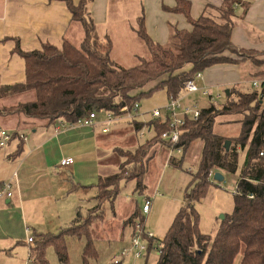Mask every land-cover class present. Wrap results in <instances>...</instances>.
I'll use <instances>...</instances> for the list:
<instances>
[{
    "label": "trees",
    "instance_id": "16d2710c",
    "mask_svg": "<svg viewBox=\"0 0 264 264\" xmlns=\"http://www.w3.org/2000/svg\"><path fill=\"white\" fill-rule=\"evenodd\" d=\"M92 1L75 3L65 0L72 20L80 22L83 28L79 45L64 39L61 47L46 42L39 49L23 51L17 42L13 51L25 61V80L1 85L0 97L26 92H34L35 97L16 106L0 108V117L20 113L51 126L58 125L63 119L77 123L91 111H107L117 116L123 104L132 106L139 102L140 96L157 88H165L168 99L177 96L184 89L185 81L219 64L247 61L254 68L249 74L251 79H264V51L238 48L232 40L236 5L242 0H224L220 7L207 5L198 18L191 15L190 0H177L173 7L163 6L167 11L183 14L191 24V29L171 27L172 42L178 47L177 52L172 46L153 40L146 29L145 15L140 14L134 31L146 43L151 58L143 59L130 68H117L111 59V37L97 35L96 24L89 11ZM157 80L159 82L153 88L143 90L148 83ZM234 92L236 96L232 97ZM259 93L260 90L240 92L233 87L221 106L210 103L202 108L197 120L188 119L181 127L179 145L184 151L194 140L203 141L199 169L162 239L146 236L143 208L142 211L137 209L127 220L134 227L133 234L137 232V220L141 221V235L147 242L146 252L139 258H143V264H149L151 252L157 254L155 264H264V101ZM232 113L243 114L240 136L227 138L215 133L216 118ZM131 122L138 131L141 126L151 125L155 130L154 136L134 150L125 149L119 151V155L115 153L118 156L114 157L116 160L120 159L119 156L125 159H120L118 171L99 177L96 205L86 214L79 210L76 218L57 232H36L39 240L31 248L26 264H51L48 258L51 247L58 261L66 264L69 260L68 237L85 239L83 264H91L90 259L99 256L92 226L106 217L107 208L114 212L123 183L135 180L136 190L144 188L143 176L151 145L162 140V132L170 129L168 122L158 118H153L149 124L136 120ZM9 133L8 143L18 139L16 150L11 155L17 158L23 152L25 136L18 128ZM229 139L232 140L230 148L226 149ZM242 151H245V156L239 165ZM183 160L175 157L171 163L182 167ZM212 170L240 171L234 209L221 220L214 235L200 230V215L196 208V203L208 192Z\"/></svg>",
    "mask_w": 264,
    "mask_h": 264
},
{
    "label": "crops",
    "instance_id": "0c3cea01",
    "mask_svg": "<svg viewBox=\"0 0 264 264\" xmlns=\"http://www.w3.org/2000/svg\"><path fill=\"white\" fill-rule=\"evenodd\" d=\"M114 1L91 2L89 11L95 21L96 30L99 27H106L104 30L107 32L117 31L119 24L125 22L134 31L137 19L142 13L145 15L146 29L150 36L164 45H169L173 41L171 27L191 29V24L183 14L163 8L173 7L177 0L125 1L126 6L131 5L127 15L130 18L122 17L118 13L119 10H116L121 6V0ZM190 1L191 15L194 18H198L207 5L220 7L224 2V0ZM235 13L233 43L238 48L264 51V0H242L236 5ZM115 18L121 20L116 21ZM113 20L115 23L112 24ZM82 36V25L72 20L65 0H0V86L25 80V61L13 51L17 42L23 51H31L41 48L46 42L61 47L64 39L79 45ZM246 65L247 61L215 65L203 72L204 76L198 83L200 87H207L210 90L219 91L234 87L236 91L244 92L247 82L251 80L247 75H241L246 71ZM192 95L186 102L190 103L196 99L192 98ZM140 112L141 115L136 121L146 122L147 114L141 104ZM99 119L101 121L104 117ZM35 122L39 121L35 119ZM38 125L41 128L34 129L31 137L21 133L25 138L24 149L19 157H11L12 152L16 150L18 139L8 143L10 150H4L0 157V181L12 180L13 193L11 198L0 199V264H26L31 248L39 240L36 232H57L61 227L69 225L79 210L86 214L96 205L99 177L119 170L121 160L114 158L115 150L120 147L134 150L152 138L144 142L135 138L129 131L132 129L131 122L114 123L111 131L103 134L99 132V126L61 128L58 125L48 126L43 121ZM102 125L100 124L101 128ZM140 134L143 135L140 138L145 137V133ZM113 141L114 143L122 141L125 146H114ZM151 146L156 150H149L146 172L151 161L153 162L162 150L163 155L165 152L161 164L157 160L159 179L152 193L147 189L148 180L146 183L144 180V189L141 190H136V181L130 180L134 181L135 185L132 183L127 193L119 192L118 196L122 198L123 208L127 209V214L120 231L112 238L117 244L118 251L130 245L134 227L127 223V220L137 209L142 211L146 201H150V208L148 212L142 213L149 218L156 217V220L150 224L146 222L150 227L143 223L145 232H152L156 239H162L158 234L169 229L163 228L167 225L164 218L174 219L191 181V176L182 171L184 165L175 168L168 159L179 158L178 156L182 155L185 161L197 163L202 158L203 141L200 139L191 142L186 151L178 155L172 154L173 157H169L170 148L165 141L158 140ZM103 149L106 155L102 154ZM65 158H72L73 163L62 167L60 163ZM212 177L214 178V174ZM133 196H138L136 201ZM167 206L169 211L165 214ZM112 213H117L116 208ZM104 219L98 222H103ZM29 237H33L32 243L28 241ZM141 237L143 238L142 235Z\"/></svg>",
    "mask_w": 264,
    "mask_h": 264
},
{
    "label": "rangeland",
    "instance_id": "374dc122",
    "mask_svg": "<svg viewBox=\"0 0 264 264\" xmlns=\"http://www.w3.org/2000/svg\"><path fill=\"white\" fill-rule=\"evenodd\" d=\"M125 1L131 2V0H121L120 2L121 6L119 8H116V10L118 9L119 10L118 13L122 17L126 18L131 5L126 6L124 3ZM113 2L115 1L113 0ZM140 10H142V3H141ZM127 18H130V17H127ZM115 19L116 21L121 20L117 18ZM111 23L112 24L115 23V20L111 21ZM119 25L120 26L117 31L107 32L104 30L106 27L105 28L99 27L96 30V33L98 36L103 37L104 35L109 34L111 39L113 40L112 41L113 49L111 52V59L115 63L116 67L117 68H130V67L140 64L143 59H150L151 53L146 43L143 41V39L140 38L135 31L130 29L129 26L125 22L120 23ZM167 46H172L173 49L175 48L174 50H176V52L178 50V47L175 46L174 42L172 41L171 43H169V45L167 44ZM245 70L246 71H244V73H241L240 71L241 75H247V77L251 79L249 74L254 71V68L252 67V65L250 63H247ZM158 82L159 80L148 83L143 88V90H149L150 88H153L155 85L158 84ZM211 90H210V93L213 96L217 97L216 101L218 105H221L224 102H226L228 96L225 94V88L220 89L219 91L214 90V89L212 91ZM243 90L245 91L255 90L252 85L251 80L247 82V85L245 86V89ZM220 93L221 95H218ZM235 96H236V93L234 92L232 97H235ZM34 97H35L34 92L13 94V95H10L4 98L0 97V108H3L5 106H13V105L16 106L17 104L21 102H27V101L33 100ZM191 97L196 98L194 101L196 100L199 101L200 107L202 108L209 106V104L211 103L208 98H206L205 96H202V93L192 95ZM138 99H139V102L143 110L147 114L145 117V120L147 123L152 120V118L150 117L151 116L150 110L155 109V108L164 107V105L166 104L168 100L165 88H162V87L153 90L149 94L142 95ZM100 117L103 118L104 116L100 115ZM242 119H243L242 113L219 115L216 118L213 130L215 133L223 137L238 138L241 134ZM37 121L42 122L41 120H37ZM39 122H35V120H32L31 118H27L26 116L20 113L14 114V115H3L0 117L1 128L6 129L9 132L11 130L18 128V130L21 133L26 134L29 137L32 136L34 129L41 128V126L38 125ZM127 122H131V121H127ZM18 123H19V126H18ZM123 123H126V121H124ZM131 123H132V127H131L132 129H129L130 134H132L139 141L144 142L145 140H148L151 137H153V135L155 134V130L151 125L149 126L145 125L148 127L141 126V128L138 131L133 127L135 125L134 122H131ZM100 124L102 125V123L99 122L95 126H99L100 127L99 132L103 134ZM140 132L145 133L144 138H140V136H143L140 134ZM110 135H112V133ZM113 144L114 146H125L124 142L122 141H116L115 143L113 141ZM7 145L0 149V153H2L6 149H9ZM117 149L115 150V153H117V155L121 154L119 151L122 152L125 150V148H121V147L118 151ZM153 150H156L155 147H152L150 151H153ZM104 152L105 150L103 149V153H102L103 155L105 154ZM117 155L116 157H118ZM162 155H163V150L153 162L151 161V165L149 167L150 171L148 170L147 172H145L143 176L145 183L148 180V184L146 183V185H147V189L151 193L154 191L157 185L158 179H159V174H158L159 168L157 167V160L161 164L162 160H164L165 152H164V155L163 156ZM244 156H245V151L240 152L239 165L243 163ZM178 157L182 158V155ZM119 158L125 159V157L122 158L120 156ZM199 162L200 160L197 163H193V162L190 163L188 161L183 160L184 166L182 167V171H184L185 173L191 176V177L189 176L191 178L190 179L191 181L193 180V176L195 175V173L198 172ZM175 168H178V167L175 166ZM212 172L215 173L217 171L212 170ZM221 173L223 175V180L215 181L213 177H210L211 184L209 185V189H208L206 196H204L198 203H196V208L200 215V220L198 221L200 230L202 232L211 233L213 235L215 234V232L217 231L220 225V222H221L220 215L222 214L228 215L232 213L234 209V195H235V190H236V183L238 181V178L240 177V171H237L234 173L222 171ZM132 183L134 184V181L123 183L122 188H121V193H127ZM132 198L136 201L138 196H133ZM151 198L153 199V195H151ZM122 201H123L122 198L118 196L115 202L116 204L115 208H116L117 213L113 214L111 209L107 208V214H106V218L104 219V221L96 222L92 226V233L94 237L93 239H95V243L98 249L99 256L91 258L90 259L91 264H108L112 262L115 257H118L120 255L121 248L118 251V248H116L117 244L114 242L112 238L116 236V233L120 231V228L126 221L125 216L127 214V209L123 208ZM168 211H169V206L166 207L165 214ZM144 216L146 217L145 220H143L145 222V225H146V222L150 224L152 221L156 220V217L149 218L147 217V215H144ZM164 219H165L164 222H166L167 225H164L163 228L167 230L172 224L173 220L169 219V217L168 219L166 218ZM137 221L138 223L141 222L139 219ZM146 226L150 227L149 225H146ZM165 232L166 231H164V233L162 234H158V237L163 238ZM108 238H111V240L109 241ZM110 243H111L112 248L110 246ZM67 245H68L69 260L66 264H83L82 255H83V249L85 247V239L68 237ZM48 258L51 264H61L60 261H58L55 250L52 247L48 249ZM156 260H157V254L155 252H151L149 255V260H148L149 264H155ZM133 263L143 264V258L136 259V260L128 259V261H126V264H133Z\"/></svg>",
    "mask_w": 264,
    "mask_h": 264
},
{
    "label": "built area",
    "instance_id": "2783aa9c",
    "mask_svg": "<svg viewBox=\"0 0 264 264\" xmlns=\"http://www.w3.org/2000/svg\"><path fill=\"white\" fill-rule=\"evenodd\" d=\"M203 76V72H198L194 78L185 81L184 89L179 92L177 96H171L167 100L164 107L150 110L152 119L158 118L161 121H166L169 123L170 129L163 131L161 134V139L165 141L170 148L169 157L172 156V154L174 155L175 153L178 154L184 151L183 147L179 145L181 127L186 123L188 119L197 120L202 112V107H200L199 101H192L188 103L186 102V99L189 98V96L192 94L201 92L202 95L208 98L211 103L217 105V97L213 96L210 93L209 88H202L198 83L199 80L203 78ZM251 82L255 90H260L259 95L264 101V79H251ZM100 115L104 116V120L100 121ZM140 115V104L138 102L134 103L132 106L125 103L120 108V114H118L117 116H114L107 111H91L84 119L79 120L77 123H69L66 119H63L58 124V127L67 128L75 126H95L97 123L101 122L103 124L102 132L108 133L114 123L133 121L136 120V118ZM10 137L11 134L7 130L1 129L0 146H6ZM168 160L171 159L169 158ZM72 163V158H65L61 160L60 164L62 167H66L71 165ZM213 174L214 173L211 171L209 173V176L212 177ZM235 193H237V188L235 190ZM12 195V180H6L1 183L0 199L11 198ZM149 208L150 201H146V203L143 205V211L148 212ZM136 230L137 232L131 238L130 245L122 247L120 255L114 258L113 262L115 264H126V260L130 257L136 260L145 254L147 249V242L141 237L140 224L136 225ZM146 236L148 238H156L154 233L152 232H146ZM28 241L33 242V237H29Z\"/></svg>",
    "mask_w": 264,
    "mask_h": 264
},
{
    "label": "water",
    "instance_id": "95a60500",
    "mask_svg": "<svg viewBox=\"0 0 264 264\" xmlns=\"http://www.w3.org/2000/svg\"><path fill=\"white\" fill-rule=\"evenodd\" d=\"M225 94L227 96H229L230 89H226L225 90ZM230 144H231V141L230 140H227L226 141V144H225L226 149H229L230 148ZM214 180H216V181H222L223 180V175H222V173L220 171H217V172L214 173ZM220 218H221V220L225 219V215L224 214L220 215Z\"/></svg>",
    "mask_w": 264,
    "mask_h": 264
}]
</instances>
